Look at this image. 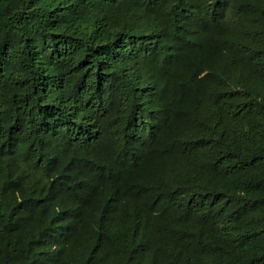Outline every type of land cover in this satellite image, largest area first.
I'll list each match as a JSON object with an SVG mask.
<instances>
[{"label": "trees", "instance_id": "1", "mask_svg": "<svg viewBox=\"0 0 264 264\" xmlns=\"http://www.w3.org/2000/svg\"><path fill=\"white\" fill-rule=\"evenodd\" d=\"M0 264H264V0H0Z\"/></svg>", "mask_w": 264, "mask_h": 264}, {"label": "bare ground", "instance_id": "2", "mask_svg": "<svg viewBox=\"0 0 264 264\" xmlns=\"http://www.w3.org/2000/svg\"><path fill=\"white\" fill-rule=\"evenodd\" d=\"M117 11V10H116ZM112 81V80H111ZM153 81H154V79H153ZM114 85V84H113ZM159 85V84H158ZM117 117V116H116Z\"/></svg>", "mask_w": 264, "mask_h": 264}]
</instances>
